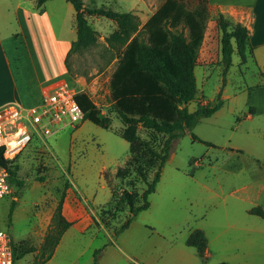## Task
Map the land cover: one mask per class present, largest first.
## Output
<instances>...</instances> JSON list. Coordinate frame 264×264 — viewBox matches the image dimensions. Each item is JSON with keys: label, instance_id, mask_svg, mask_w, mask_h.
Returning a JSON list of instances; mask_svg holds the SVG:
<instances>
[{"label": "rangeland", "instance_id": "rangeland-1", "mask_svg": "<svg viewBox=\"0 0 264 264\" xmlns=\"http://www.w3.org/2000/svg\"><path fill=\"white\" fill-rule=\"evenodd\" d=\"M84 1L88 6L130 12L138 17L139 30L125 42L117 35L120 29L116 20L89 14V21L97 31L96 43L73 51L65 61L62 75L69 78L79 93H86L103 116H110L112 124L105 128L87 119L77 126L63 128L43 142L44 147L34 142L28 145L13 164L27 187L20 191L12 185V192L0 199L1 227L15 241L27 235V249L40 248L49 226L53 225V216L46 215L39 223L36 212L54 215L63 192L72 189L89 225L82 231L78 226L69 228L53 257L44 264H94L98 249L101 252L97 264H172L179 248L185 254L193 253V264H218L216 257L206 259L186 244L196 228L205 230L214 252L222 250L233 256L250 247L248 250L252 252H246L241 258L250 264H264V249L247 242L248 233L243 230L253 220L264 224L263 217L248 215L245 211L256 205L264 208V65L249 53L246 62H242L235 49L232 66L225 74L219 55L222 32L217 24L218 15L206 20L207 35L196 45L195 68L199 93L203 92L205 98L199 96L189 103V108L196 109L204 99L221 98L220 91L225 105L174 140L172 158L164 166L157 192L150 196L152 207L141 211L127 229L114 235L130 215L125 194L138 196L144 187V182L134 173L124 179L118 177L119 168L125 167L130 158L131 143L121 135L125 125L113 105L114 73L130 40L140 30V37L153 43L157 21L164 26L169 18L168 27L174 30L187 25L180 20L170 23V13L162 11L169 0H141L137 13L121 0ZM172 1L184 4V0ZM19 2L29 3L0 0V4L12 7ZM46 4L59 38H76L75 10L69 1L49 0ZM186 34L192 38L190 29ZM249 112L253 113L252 117L247 116ZM138 134L143 139H153L158 148L167 137L140 124ZM192 134L209 144L194 139ZM240 167L246 170L245 177L239 178L228 170ZM17 194L20 201L15 203ZM72 209L74 204L69 212ZM241 214L247 215L238 218ZM236 218L240 221H235ZM41 223L43 228L37 229ZM232 223L239 224V228H230ZM36 254L35 250L22 255L17 264H33Z\"/></svg>", "mask_w": 264, "mask_h": 264}, {"label": "trees", "instance_id": "trees-1", "mask_svg": "<svg viewBox=\"0 0 264 264\" xmlns=\"http://www.w3.org/2000/svg\"><path fill=\"white\" fill-rule=\"evenodd\" d=\"M46 1L39 0L38 3L42 5ZM68 1L76 11L78 37L73 41L67 57L73 51L87 49L96 43L97 31L89 21V14L104 15L116 20L120 29L117 35H121L122 41L125 42L139 30L138 17L130 12L88 6L84 0ZM168 2L162 11L170 13L172 17L170 23L180 20L187 27L174 30L168 27L169 18L164 21V26L157 21L153 43H148L140 37L142 33L140 30L138 35L130 40L122 63L113 77V105L125 125L121 135L131 143L130 158L125 167L119 168L118 177L124 179L127 175L134 173L144 182L142 192L138 196L125 194L130 215L114 231V235L127 229L141 211L150 207V196L156 191L161 180L164 166L171 156L174 140L187 131H191L203 118L212 116L224 103L223 99L219 98L209 100L194 110L189 108V103L194 101L199 93L195 73L196 45L201 44L205 34L206 15L200 12L193 13L177 1L169 0ZM217 24L222 32L220 47L223 71L226 74L233 63L235 49L242 57V62H246L247 54L252 51L250 30L243 23L234 22L223 13L218 14ZM185 29L191 30L192 38H188ZM77 99L84 110V120L88 119L105 128L111 126L112 118L103 116L101 110L86 93H79ZM139 124L144 128L167 135L160 148L155 146L153 139H143L139 136ZM192 135L194 139L209 144L195 134ZM33 142L37 146L44 147V143L37 137H34L30 144ZM18 157L14 160H5L4 164L10 172L11 185L22 189L25 182L18 177L13 167ZM40 179L43 180L44 177ZM66 195L67 192L64 191L53 215V225L50 226L40 248L32 246L27 249L24 244L18 246L13 243L16 261L24 253L37 249L39 253L33 264H44L51 258L63 234L73 224V221L67 219L63 212ZM108 206L111 208L112 201ZM248 212L264 218V208L261 205L252 207ZM186 244L196 248L199 254L204 256L209 246L205 230L194 229L189 234ZM100 252L101 249L95 251L94 264H97Z\"/></svg>", "mask_w": 264, "mask_h": 264}, {"label": "crops", "instance_id": "crops-1", "mask_svg": "<svg viewBox=\"0 0 264 264\" xmlns=\"http://www.w3.org/2000/svg\"><path fill=\"white\" fill-rule=\"evenodd\" d=\"M23 1L26 2V0ZM27 1H29L28 5H21V2H19L14 7L8 4H0V105L12 100H18L22 103L26 102L27 105L32 104V102H35L34 104L39 103L42 100L43 86L51 80L63 76L62 74L66 68V57L73 41L78 37L75 19L76 11L74 13V22L77 37H73L72 39H60L55 33L53 24L50 22L49 10L46 6V2L49 0L42 5H39V0ZM121 2L125 3L128 9L133 10L135 13L139 12L137 9L142 5L141 0H121ZM184 6L193 13L200 12L208 14L206 15V20H211L212 17L217 16L219 13H223L234 22H240L246 25L250 30V41L252 46V51L249 54L252 55L261 66L264 65V0H184ZM204 41L206 45L208 43L207 36H205ZM219 55L222 61L221 50ZM203 95L204 93L200 92L196 98ZM219 97L223 99L224 106L225 99L222 97L221 91ZM206 102H208V100L204 99L202 104ZM223 106L221 108H223ZM247 116L252 117L253 113L249 112ZM228 170L236 173L239 178L242 176L245 177L247 173L244 167L234 169L228 168ZM26 187L27 183H25V186L20 189V191ZM156 192L157 189L151 196ZM18 195L19 194L14 196L15 203L20 201ZM150 201L151 205L149 208H151L153 204L151 198ZM71 204H74L75 209L69 212ZM251 208L252 207H248L245 209L248 215H251V213L248 212ZM63 212L67 219L73 221L71 227L78 226L81 231L88 227L89 224L85 222L86 218H83L84 214L81 202L78 198H75L72 189H68L67 191L63 204ZM47 213L48 214H45L44 211L36 212L37 221L39 223L44 221L46 215H49V217L53 216V214L50 215L49 212ZM245 215L247 214H241L238 218ZM238 218H236L235 221H240ZM251 222V226H245L243 228V230L248 233L247 242L250 244H257L259 250H262L264 249V224L256 222L255 220ZM232 226L239 228L240 225L232 223L230 228ZM36 227L37 229H42L43 224L41 223ZM44 229H48V224ZM13 241L14 244L18 246L24 244L27 248V235L20 241H15V238ZM59 244L56 246L55 250L58 248ZM244 248L247 250L244 253H235L233 256H230L227 253H223L222 250L214 252L209 244L203 257L209 260L216 257L218 264H250L244 261L241 256L246 252L251 253L252 251L248 250L250 247ZM36 251L39 253L38 249ZM177 253L174 255L172 264H193L191 261L193 253L187 252V254H185L184 250L181 248H179ZM26 254L27 253H24L23 255ZM205 264L209 263L205 262Z\"/></svg>", "mask_w": 264, "mask_h": 264}, {"label": "built area", "instance_id": "built-area-1", "mask_svg": "<svg viewBox=\"0 0 264 264\" xmlns=\"http://www.w3.org/2000/svg\"><path fill=\"white\" fill-rule=\"evenodd\" d=\"M78 94L69 78L60 76L43 86L39 103L25 105L12 100L0 105V199L12 192L5 160L17 158L34 137L46 142L63 128L77 126L84 120ZM0 264H17L12 236L1 225Z\"/></svg>", "mask_w": 264, "mask_h": 264}]
</instances>
